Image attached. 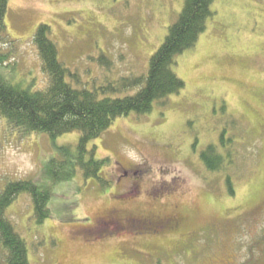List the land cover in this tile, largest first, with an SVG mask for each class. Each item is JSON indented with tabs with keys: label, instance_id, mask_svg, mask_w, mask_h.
I'll use <instances>...</instances> for the list:
<instances>
[{
	"label": "rangeland",
	"instance_id": "374dc122",
	"mask_svg": "<svg viewBox=\"0 0 264 264\" xmlns=\"http://www.w3.org/2000/svg\"><path fill=\"white\" fill-rule=\"evenodd\" d=\"M184 2L8 0L7 70L24 88L48 86L34 40L47 24L73 87L100 97L134 95L143 85L125 88L124 80L147 75ZM212 10L196 45L176 58L185 87L146 114L117 117L89 142L95 158L107 160L100 175L108 183L82 170L55 183L44 178L58 148L77 151L79 131L24 135L0 118V190L9 180L31 179L51 192L43 222L29 193L6 210L30 264H264V0H213ZM109 85L117 89L101 92ZM211 144L222 169L209 170L201 158ZM123 170L142 174L129 178ZM135 181L139 191L130 200ZM114 211L121 219L174 217L179 226L115 229L102 222ZM0 264H8L1 243Z\"/></svg>",
	"mask_w": 264,
	"mask_h": 264
},
{
	"label": "trees",
	"instance_id": "16d2710c",
	"mask_svg": "<svg viewBox=\"0 0 264 264\" xmlns=\"http://www.w3.org/2000/svg\"><path fill=\"white\" fill-rule=\"evenodd\" d=\"M212 3L213 0H185L177 20L169 26L164 42L150 58L147 75L124 80L125 88L143 85L138 92L122 97H100L99 91L78 89L66 80L68 69L59 60L58 48L49 37L51 28L47 24L38 27L34 40L43 68L49 75L48 86L30 90L14 83L7 70L12 52L2 50L4 44L10 43L5 24L8 0H0V118L6 120L11 129L23 131L24 135L45 132L55 138L73 131L81 133L77 151L62 146L58 148V155L49 159L43 169L45 179L50 178L54 183L69 180L82 170L85 177L108 183L100 175L107 160L96 159L94 152L88 149L89 142L108 129L117 117L131 112L146 114L157 100L164 103L169 94L185 87V81L174 68L176 58L196 45L207 27V20L213 15ZM103 58L106 57L101 56L102 62L105 61ZM115 89L109 85L101 92ZM221 143L225 145L223 137ZM216 151L217 146L211 144L201 152L209 170H219L224 165V159ZM229 192L234 193L231 186ZM21 193L30 194L38 222L51 214L48 206L50 189L31 179L7 181L0 190V243L6 249L8 264H30L25 239L5 215Z\"/></svg>",
	"mask_w": 264,
	"mask_h": 264
},
{
	"label": "flooded vegetation",
	"instance_id": "af4514ba",
	"mask_svg": "<svg viewBox=\"0 0 264 264\" xmlns=\"http://www.w3.org/2000/svg\"><path fill=\"white\" fill-rule=\"evenodd\" d=\"M123 174L122 176H127L129 175L128 177L130 178L131 177V174H139L138 172H140V174H142L141 171H135V173H131L130 170H123ZM121 176V177H122ZM136 182V181H135ZM134 189H131V187L129 186L130 189H127L129 190V198L130 200L133 198H136L135 195V191L138 192L139 190V182L137 181L135 184L132 185ZM102 222L105 223V225L109 226H114L113 228L115 229H120V228H123V227H129L131 228V225H130V222H140L141 225L145 224H153V226H155L154 228H161L163 226H166L168 224H171L173 222H175V226H179V221L174 218V217H168V218H165V220H152V219H147V218H139V217H132V218H127V219H121L120 216L118 215V212L117 211H114L112 212L111 214H109V216H106V217H103L102 219ZM162 222H165L164 225H162L161 223ZM151 227V226H149ZM149 227H145L143 226V228H149ZM165 228L167 227H164L162 228V230H164ZM153 232H158V229H154Z\"/></svg>",
	"mask_w": 264,
	"mask_h": 264
}]
</instances>
